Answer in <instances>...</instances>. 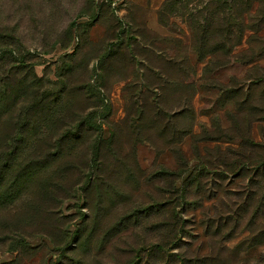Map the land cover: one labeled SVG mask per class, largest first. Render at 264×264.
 I'll return each mask as SVG.
<instances>
[{
	"label": "rangeland",
	"instance_id": "obj_1",
	"mask_svg": "<svg viewBox=\"0 0 264 264\" xmlns=\"http://www.w3.org/2000/svg\"><path fill=\"white\" fill-rule=\"evenodd\" d=\"M236 1L0 0V264H144L157 202L197 264H264V0Z\"/></svg>",
	"mask_w": 264,
	"mask_h": 264
},
{
	"label": "trees",
	"instance_id": "obj_2",
	"mask_svg": "<svg viewBox=\"0 0 264 264\" xmlns=\"http://www.w3.org/2000/svg\"><path fill=\"white\" fill-rule=\"evenodd\" d=\"M236 3L238 6L241 7V0H237ZM8 56L15 57V50L13 48L9 47L7 49H0V63H5L6 58ZM32 71H33V67L32 69H30V72ZM34 79H37V78H34ZM7 80H8V77H6V75L0 79V83H1L0 85L2 86V91H5L4 83ZM259 145L264 146V144H259ZM10 154H12V151H10L9 153H6L5 155L8 156ZM200 161H202L201 158H200ZM259 162L260 163L257 166L259 168L255 172V174L264 175V159L260 160ZM8 165H9L8 163L0 165V175H3V173L6 172L5 167ZM198 169H200L202 173L204 174L207 169V165L204 163H201ZM249 169H252L251 166L244 163L243 166L241 167L239 166L237 170L235 171H237L238 174L243 175ZM219 188H222V187H219ZM222 190H224V192L228 194L224 188ZM208 193H209V190H208ZM213 194L214 195L213 196L211 195L210 197L205 196L204 202H203V199H200L199 200L200 204H205L206 201H210L211 199L216 198L217 192H213ZM199 201L195 203L199 204ZM187 206H188V201L186 200L183 203V209H186ZM196 206L194 208H196ZM146 211H147V218H152L153 222L151 223L154 224L153 225L154 227L152 226V231L154 234L151 237L150 245L146 244L144 248L145 255L149 257L148 259H146L144 264H195V263L197 264L200 262V259H197L195 256H193L196 252H194L193 250L190 251L191 250L190 248L193 244H192V240L190 239V237L189 238L187 237L189 235L196 234L195 233L196 231L192 229L193 227L192 223L195 224L196 220L190 224V221L187 219L186 211L185 212L180 211L178 213L176 210L173 211V214L177 215L178 222L174 221V219L172 221L168 220V218H166V215L167 214L169 215V213L172 214V211L166 208V205H164L163 202L161 203L157 202L156 204L148 205V209ZM210 214H211V211H206L205 213H203V215L207 217V220H206L207 223L211 222ZM175 215H173L172 218H174ZM167 228H169L170 230H174L172 234L168 235L164 233V230ZM90 230H88V232ZM93 234L94 233H92V235L90 236V239L93 237Z\"/></svg>",
	"mask_w": 264,
	"mask_h": 264
}]
</instances>
